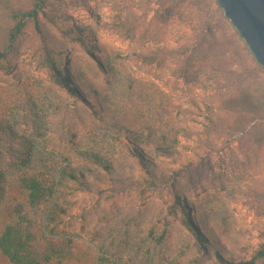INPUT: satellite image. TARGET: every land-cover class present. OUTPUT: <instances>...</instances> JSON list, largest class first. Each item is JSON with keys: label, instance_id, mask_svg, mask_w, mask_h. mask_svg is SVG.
Segmentation results:
<instances>
[{"label": "trees", "instance_id": "obj_1", "mask_svg": "<svg viewBox=\"0 0 264 264\" xmlns=\"http://www.w3.org/2000/svg\"><path fill=\"white\" fill-rule=\"evenodd\" d=\"M91 1L0 0V75H11L0 86V258L10 264H173L161 255L164 236H156L155 227L144 228V211L121 215L116 226L105 229L100 247L106 249V255L98 258L71 240L47 235L54 233L63 217H71L73 204L68 196L73 192L91 195L130 190L145 195L164 189L169 193L166 204L171 213L188 228L199 249L213 255L215 264L264 260V244L250 260L236 256L239 235L220 196L192 203L179 187L183 172L193 162L180 159L179 141L189 134L179 128L167 94L154 84L134 79L121 54L100 44L91 28L70 25L69 6L82 8ZM115 7V32L125 39L143 40L147 32L139 29L127 3L115 0ZM72 46L84 50L85 65L80 57L70 59ZM188 52L187 47L178 52L156 46L136 52L130 59L152 69L155 80L165 87L176 80L199 89L200 72L207 61L196 48ZM24 57L29 66L48 75L73 100L72 105L57 90H38L22 81L15 72ZM46 94L58 116L52 130L67 143L75 161L62 170L59 190L43 176L25 170L24 139L7 117L12 106L33 113L39 96ZM209 120L218 129L228 127L213 113ZM23 122L31 123L30 117L23 116ZM149 152L170 160L171 166L157 164ZM206 162L210 168V159ZM179 163L182 168L175 167ZM136 168L140 174L135 177ZM10 170L18 173L6 180ZM10 187L17 189L19 201L10 200ZM49 203L46 225L41 227L27 210Z\"/></svg>", "mask_w": 264, "mask_h": 264}, {"label": "rangeland", "instance_id": "obj_2", "mask_svg": "<svg viewBox=\"0 0 264 264\" xmlns=\"http://www.w3.org/2000/svg\"><path fill=\"white\" fill-rule=\"evenodd\" d=\"M118 1L127 3L139 29L147 32L143 40L125 39L115 32L118 11L115 0H93L82 8L69 6L66 11L72 16L73 23L70 25L77 29L91 28L100 44L121 54L134 79L154 84L167 94L179 128L189 134L188 138L179 141L177 150L181 154L180 159L182 162L187 159L193 162L192 167L183 172L178 185L192 203L214 195L226 202L239 235L236 256L250 260L264 244L263 69L255 62L215 0ZM156 46L178 52L187 47L188 53L198 49L201 58L207 61L200 72L201 88L196 89L176 80L165 87L155 80L152 69L130 59L134 53ZM77 57L82 58L80 62L85 65L88 58L84 50L72 46L70 59L76 60ZM28 62V57L21 59L15 72L22 81L29 82L31 88L38 90H57L67 98V105H72L73 100L68 99V95L59 90L48 75L36 71ZM10 77L0 75V86L6 85ZM211 113L215 119L226 121L228 127L221 130L212 126L209 120ZM25 115L31 120L28 125L23 122ZM7 117L24 139L23 152L28 161L25 170L43 176L59 190L62 170L75 161L67 143L61 142L59 133L52 130L58 116L54 114L47 94L39 96L33 113L32 110L24 113L12 106ZM32 120L35 125H32ZM183 146L187 148L183 149ZM148 154L157 164L171 166L170 160L159 159L152 152ZM207 158L210 159V168ZM182 165L179 163L175 167L182 168ZM17 173V170L8 171L6 180L14 178ZM139 174L140 170L136 168L134 176ZM7 194L10 200L20 199L14 187L7 189ZM168 199L169 193L164 189L145 195L130 190L119 194L107 190L91 195L73 192L68 196L73 204L69 211L71 217H63L55 225L54 233L47 232V235L55 240H71L98 258L106 255V249L100 247L101 234L105 229L116 226L121 215L144 211V228L155 227L156 236H164L160 247L166 260L173 264H215L213 255L201 251L188 228L181 224L177 215L171 213L166 204ZM50 206L51 203L42 204L28 209L27 213L44 227ZM0 264L10 263L0 258ZM255 264H264V260Z\"/></svg>", "mask_w": 264, "mask_h": 264}, {"label": "water", "instance_id": "obj_3", "mask_svg": "<svg viewBox=\"0 0 264 264\" xmlns=\"http://www.w3.org/2000/svg\"><path fill=\"white\" fill-rule=\"evenodd\" d=\"M264 71V0H215Z\"/></svg>", "mask_w": 264, "mask_h": 264}]
</instances>
